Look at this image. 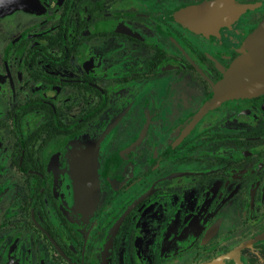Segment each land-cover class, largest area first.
I'll return each instance as SVG.
<instances>
[{"label": "flooded vegetation", "instance_id": "flooded-vegetation-1", "mask_svg": "<svg viewBox=\"0 0 264 264\" xmlns=\"http://www.w3.org/2000/svg\"><path fill=\"white\" fill-rule=\"evenodd\" d=\"M206 1L0 13V264H264V88L207 106L264 0L211 33ZM116 116L83 206L73 151Z\"/></svg>", "mask_w": 264, "mask_h": 264}, {"label": "water", "instance_id": "water-1", "mask_svg": "<svg viewBox=\"0 0 264 264\" xmlns=\"http://www.w3.org/2000/svg\"><path fill=\"white\" fill-rule=\"evenodd\" d=\"M28 0H0V13L24 5ZM240 5L236 0H208L201 4L195 14H186V22L207 33L229 25L236 17ZM264 88V18L246 36L239 53L225 68L222 78L214 85L212 106L225 99L248 96ZM116 116L91 142L78 146L73 151L70 171L76 187L78 203L93 206L97 189V154L103 141L108 137L118 121ZM264 239V231L253 241ZM205 264H221L220 260Z\"/></svg>", "mask_w": 264, "mask_h": 264}]
</instances>
